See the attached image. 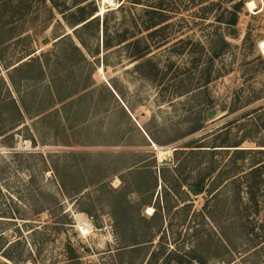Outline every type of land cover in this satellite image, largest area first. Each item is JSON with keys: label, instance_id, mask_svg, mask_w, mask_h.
<instances>
[{"label": "rangeland", "instance_id": "obj_1", "mask_svg": "<svg viewBox=\"0 0 264 264\" xmlns=\"http://www.w3.org/2000/svg\"><path fill=\"white\" fill-rule=\"evenodd\" d=\"M82 1L59 4L75 14ZM159 1L128 10L136 38H148L144 11ZM94 3L101 16L118 0ZM166 3L176 14L162 33L183 40L181 51L151 44L132 62L121 49L96 54L94 26L81 33L93 53L81 59L46 0H0V262L4 252L15 264H264V169L258 209L241 177L264 154L174 153L221 129L229 144L264 150V0ZM234 6L236 26L219 23ZM219 34L229 47L203 87ZM145 60L173 66L160 80Z\"/></svg>", "mask_w": 264, "mask_h": 264}, {"label": "trees", "instance_id": "obj_2", "mask_svg": "<svg viewBox=\"0 0 264 264\" xmlns=\"http://www.w3.org/2000/svg\"><path fill=\"white\" fill-rule=\"evenodd\" d=\"M46 1H48L54 9L58 10L63 20L71 26L72 33L74 34L76 41L80 46L77 47V45L75 44L73 46L74 51L83 60L85 59L84 52H86L88 55H92L93 53H91V50L89 49V44L87 40H85L81 36V33L92 26L96 28V36H98V40L100 37V44H98L97 50L95 51L96 54L99 53V47L101 48V51L105 53L113 49H121L125 51V54L129 59H131L132 62H136L140 59H143L149 53L151 49V44H153L155 50L164 48L166 52L177 53L182 49L180 46L183 44V40L171 39V36L165 37V35H163L162 33L165 29L170 27L169 21L172 16L176 14V12L172 10L174 8L170 7V4L166 3V1L169 0H161L158 4H155L154 6H148L149 9L144 11L146 18L142 24L143 29L147 32L150 31L148 34V38L145 40H140L134 35V30L137 29V19L133 13H130V15L128 13V10L130 12L131 8H136L137 6L141 5L139 3V0H118V4L115 8L109 9L108 11L104 12L101 16L97 15L98 11L94 0H84L82 2H79V4L75 5V14H67L68 10L65 9L64 6H60L59 0ZM84 3L86 4L80 6ZM233 9V12L230 13L231 18L224 23H219L229 27H235L236 14L239 12V8L238 6H234ZM122 13L127 14V20H125V18L122 21L112 22L110 20V16L115 18L116 15ZM129 29L132 32L129 33ZM216 39V43H218L219 47L213 48V50L211 51L212 57L209 59V65H207L204 71V76L202 80L203 87H206L212 79V59H216L221 56L224 49L229 47V44L220 34L216 35ZM145 63L152 70H156V77L158 75L160 80H164L165 77H167L173 66V64L170 63L167 67L165 66L160 69L158 64L153 63L151 60H145ZM102 64L105 67L108 66V62L106 61V55L105 59H103ZM138 69L139 65H135L134 70L137 71ZM160 73L161 75H159ZM147 77H151V73L148 74ZM63 101L64 99L59 98L58 103ZM259 110L264 111V108H261ZM259 110H255V112ZM122 112L123 114H125L124 111ZM203 123V121H200L199 125L192 127L187 135L193 136L202 131ZM225 131L226 130L221 129L217 134L218 138H215L210 144H207L208 146H202V142L193 139L190 140L191 142L189 141L183 147H181L182 149L175 150L174 153L179 152V154H182L183 152H185V150L183 149H186L188 153L187 156L183 159V161H191L192 156L196 154H205L209 156V159L211 160L215 154L227 153L229 151H232V154H234L235 156H240L238 157L239 159H241L244 154H264V150L242 149L240 147L241 142H234L233 144H229L226 141L227 138L219 139L220 136L225 135ZM185 166L186 165H184L183 167ZM179 167L181 168L182 165ZM263 169L264 161H261L257 164L250 166L247 169V172L241 176L245 180L246 184L245 195L247 197V202L251 206H255L256 209L259 208L260 204V198L257 197V193L255 194V192H257L255 190L257 187L256 180L260 179L263 176ZM252 178L253 180L250 181V179ZM203 181V178H200L199 180L193 182V184L189 187L190 191L195 195L201 194L203 190ZM262 212L264 216V201L262 205ZM1 255H3L2 257L7 261L0 262V264H15V261L11 255H7L4 252Z\"/></svg>", "mask_w": 264, "mask_h": 264}, {"label": "bare ground", "instance_id": "obj_3", "mask_svg": "<svg viewBox=\"0 0 264 264\" xmlns=\"http://www.w3.org/2000/svg\"><path fill=\"white\" fill-rule=\"evenodd\" d=\"M103 3H107V4H112V0H101ZM248 8L251 10L254 7V3L253 2H248L247 3ZM104 12V11H103ZM259 48L262 50V52L264 53V41H261L259 43Z\"/></svg>", "mask_w": 264, "mask_h": 264}, {"label": "water", "instance_id": "obj_4", "mask_svg": "<svg viewBox=\"0 0 264 264\" xmlns=\"http://www.w3.org/2000/svg\"><path fill=\"white\" fill-rule=\"evenodd\" d=\"M98 15H99V14H98ZM231 33H232V34H235L236 31H235L234 29H232ZM43 44H45V43H43ZM213 114H214V112H210V113L208 114V116H209V117H212Z\"/></svg>", "mask_w": 264, "mask_h": 264}]
</instances>
